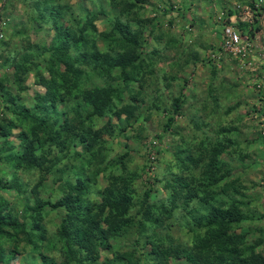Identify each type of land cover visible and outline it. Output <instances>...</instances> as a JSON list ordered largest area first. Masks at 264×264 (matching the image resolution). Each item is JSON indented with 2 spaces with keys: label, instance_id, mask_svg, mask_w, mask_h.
<instances>
[{
  "label": "rangeland",
  "instance_id": "1",
  "mask_svg": "<svg viewBox=\"0 0 264 264\" xmlns=\"http://www.w3.org/2000/svg\"><path fill=\"white\" fill-rule=\"evenodd\" d=\"M77 1L69 0V3L74 5ZM37 2L38 0H6V6L1 12L2 21L6 25L10 24V28L8 27V38L6 37L8 44L4 43L0 46V51L2 50L0 78L8 77L10 85L17 76V66L12 63L35 52L30 48H24L22 44L34 48L41 45L50 47L56 35V28L53 27L55 23H45L40 26L38 22L32 21L28 24L25 9H29ZM245 2L246 5L247 3L254 5L255 10H258L257 7L263 10L264 0H245ZM232 3L231 0H146L143 4L145 11L142 18L155 20L153 24H148L144 28V34H142L139 20L132 21L127 18L126 6L114 7L110 0H82L81 5L86 12H93V15L96 12L100 13L96 18L92 17L89 20L98 32L111 31V22L118 19L130 27V31L124 32L126 37L131 36L133 32L139 35L141 33V39L148 37L149 43L146 47L138 49L141 59L145 62L138 66L139 68L134 67V70L139 73L137 76L145 78V82H132L130 88L134 87L138 90L136 99L133 102L129 101L131 94L128 89L124 93V101L120 104L125 102L132 104L136 111L131 120H127L125 114L121 117L114 115L110 121L105 118L99 122V125H94L95 129L107 127L110 132L104 133L102 138L93 136L95 141L97 140L105 147V150L100 161L89 164L90 169L87 174L79 170L78 173L74 171L70 173L66 165L72 163L68 159L72 154L80 152L85 155L83 150L86 148H83L82 144L76 140L68 147L50 146L47 141V147L37 151L39 167L4 177L5 181L9 180L8 183L15 181L14 179L19 180L23 187L22 192L19 193L0 187L1 219L3 215L14 214L19 208L20 222H30L31 217L25 218L23 214L25 206H29L31 213V209H37L42 205L44 211L40 223L44 229L46 242L43 244L21 242L20 253L14 254L9 262L1 259L0 264H48L50 262L89 264L94 260L91 252L95 247L100 254L97 258L98 262L101 263L107 260V264H155L153 259L149 260L143 255L144 248L141 254L140 249L136 250L140 247L138 240L145 242L155 238L165 247L175 246L177 243L192 247L194 237L203 236L207 229L197 226L192 218L195 215L206 217L211 211V206L193 203L188 209L176 208L170 217H166L169 212L166 216L164 213L162 215L164 222L161 227L145 230L140 236L137 234L138 229L135 232L136 223L141 222L140 219L145 217L141 209L135 206L131 213L138 221L132 219L125 224L124 229L117 230L115 235L111 234L109 249H103L97 245L99 242L97 235L96 241L87 248L89 253L86 249L82 255L74 251L78 261L72 263L69 261L73 252L69 250V244L65 239L62 240L60 237L63 219L68 217V214L66 209L53 210V205L58 200L64 201L70 192V187L66 184L67 179L76 183V177L83 176V178L91 179L86 182L92 186L90 197L96 204L98 213L101 211L100 206H104L107 213L109 206L103 204L105 190L114 182L121 184L120 178L124 175L131 181V189L135 190L134 197H139L150 189V200L157 205L166 204L164 210H167L172 207L167 204L172 190L165 188L164 183L177 176L176 147L184 145L181 139L186 138L194 143L192 147L194 153L203 152L204 154L206 148L203 147V140L207 137H210L211 145L205 154L220 158L222 155L225 162L233 165L231 173L224 178V181L228 183L240 181L241 190L236 197L240 201L239 206L246 219L243 220L242 228L231 233L245 234L246 242L239 244L237 254L244 257L251 251L247 249L248 247L257 245L256 252L264 259V42L260 41V37L259 40L256 39L258 52L251 56L253 65L250 67L245 66L239 57L232 59L231 55L222 51L220 47L222 21L226 18L227 12L232 11L234 7ZM249 8L247 19L250 22L254 21L253 24H255L256 18L252 16L251 7ZM68 17L69 15L64 17V21ZM22 22H27L25 27L20 26L21 31H25L24 35L11 36L14 25ZM68 23V21L64 23L66 29L70 25ZM153 29L156 35L160 36L158 41H153L154 38L150 37V31ZM26 34L29 37L28 40ZM125 43L129 42L125 41ZM109 46L110 44L102 40L96 44L101 52ZM112 47L115 51L112 52L113 54L120 52L115 45ZM150 62L153 65L149 64ZM31 70L34 71L33 68ZM34 72L27 75L22 87L23 91L18 92L12 89L13 93L20 95L19 101L26 106L38 93L44 94L50 88L49 82L40 83ZM42 73L49 76L50 71L46 68ZM90 77L91 80L86 84L85 89L108 87L112 84L111 80L97 78L94 73ZM177 99L183 101L178 114L174 110ZM81 100L83 98H76L75 102L82 103ZM3 108H0V114ZM79 111L82 121L88 110L80 108ZM169 118H173V122L166 133L165 126ZM56 123L59 127L63 120ZM232 127H240L241 142L237 151L244 157L248 156L244 161H240L233 155V158L238 161L235 159L232 161L233 158L227 151L223 153V150L217 149V141L228 139L229 135L224 131ZM11 139L15 145L19 144L15 133ZM68 150H70L69 154H67ZM206 155L203 156L200 167L204 164ZM116 158H121V161H117L114 166L111 163L116 161ZM106 166L110 169H105ZM3 175L1 172L0 176ZM92 178L96 179L95 183ZM99 217H102L101 213ZM82 224H84L82 221L79 222L83 228ZM102 226L105 227V224L102 223ZM28 228H30L29 224ZM26 236L31 238L28 233ZM48 242L47 248L45 243L48 244ZM2 245L3 248L11 251L9 241L3 242ZM37 245L39 248L36 250ZM74 246L81 249L78 245L74 244ZM139 257L141 261H137ZM171 261L169 264H189L185 260Z\"/></svg>",
  "mask_w": 264,
  "mask_h": 264
},
{
  "label": "trees",
  "instance_id": "2",
  "mask_svg": "<svg viewBox=\"0 0 264 264\" xmlns=\"http://www.w3.org/2000/svg\"><path fill=\"white\" fill-rule=\"evenodd\" d=\"M110 1L117 8L126 6L127 18L132 21L139 20L142 34H144V28L148 24L154 23V18H142L145 11L143 4L146 0ZM81 2L82 0H78L74 5H71L69 0H38L35 5L25 9L28 24L32 21L38 22L40 26L45 23H55L53 27L56 28V35L50 47L41 45V47L34 48L23 43L24 48H30L35 52L12 63V65L17 66V76L11 85L8 77L0 78V108L4 107L2 114H0V173L4 174L0 176V187L5 190L22 192L23 185L19 180L14 179L15 181L8 183L9 180L5 181L4 177L14 176L19 172L39 167L37 151L47 147V141H49L50 146L68 147L76 140L82 144L83 148H86L83 150L85 155L80 152L72 154L68 158L72 163L66 165L70 173L72 171L78 173L79 170L87 174L90 169L89 164L100 161L99 159L102 158L105 150V147L97 140L95 141L93 136L102 138L104 133L110 132L107 127L95 129L94 125H99V122L105 118L110 121L114 115L121 117L125 114L127 120H131L134 116L136 110L134 111L135 108L131 106L132 104L129 105L126 102L120 104L124 101V93L128 89L131 94L129 101L133 102L136 99L138 90H135L134 87L133 89L130 88L132 82H145V78L137 76L139 73L134 70V67L145 62L141 59L138 49L143 46L146 47L149 43L148 37L141 39V33L139 35L136 32L126 37L124 32L130 31V27L118 19L111 22V31L98 32L89 20L92 17L96 18L100 13L96 12L93 15V12H86L82 8ZM244 4L246 5V2ZM247 5L256 13L254 5H249V3ZM141 10L143 11L139 14ZM133 12L135 13L133 14ZM256 14L257 23L250 25L247 22L245 27L250 29L249 35L257 36L255 40H259L260 37V41L264 42L262 17ZM67 15L69 17L64 21V17ZM2 16L3 14L0 13V19ZM66 21L70 23L67 29L64 25ZM26 23L14 25L11 36L24 35L25 31H21L20 26L25 27ZM238 26L242 28L244 25L241 23ZM8 27L10 28V24L0 27L3 33V37L0 38V46L7 43ZM26 37L28 40L27 34ZM150 37L154 38L153 41H158L160 36H157L153 29L150 31ZM100 40L110 44L102 52L96 47ZM125 41L129 43H125ZM112 45H115L120 52L113 54L112 48L114 47ZM1 53L2 50L0 51V60L2 59ZM7 62L11 63L10 60ZM149 64L153 65L151 62ZM32 68L35 72L31 70ZM46 68L50 71L49 76L43 75L44 73L41 74ZM32 72L35 73L40 83L49 82L50 88L44 94L38 93L29 103V108L19 101L20 95L13 93L12 89L18 90V92L23 91L24 82ZM93 73L96 74L97 78L111 80L112 84L108 87L85 89ZM115 82L120 83L115 84ZM76 98H83L81 100L83 102L76 103ZM177 100L174 104L176 114L179 113L178 110L183 103V101ZM80 108L88 110L82 121ZM61 119L63 123L57 127L58 123L56 122ZM172 122L173 118H169L165 126L166 133L171 128ZM224 132L228 133L229 138L219 139L216 143L217 149L223 150V153L227 151L230 157L233 155L240 161H244L248 156L244 157L241 152L237 151L241 142L240 127L227 128ZM14 133L19 142L18 145L12 142L13 139L11 138ZM181 140L184 145H178L175 151L177 176L164 183L165 188L172 190L167 203L172 207L167 210H164L166 204L157 205L150 200V189L143 195L134 197L133 192L135 190L131 189V181L128 177L121 175V184L118 185L116 182L113 185L110 184L103 196V204L109 206V212L106 213L104 206H100L101 211L98 213V208L90 197L92 186L87 183L91 179L83 178V176L82 178L76 177V183L70 179L66 180L70 192L64 201L58 200L53 205V210L66 209V214H68V217L63 219L60 237L62 240L65 239L66 243L69 244V250L73 252L69 262L75 261L74 263H76L78 261L75 258L77 255L75 252L79 255H82L85 249L88 252L87 248L96 241L97 235L99 238L97 245L103 249H109L111 234L115 235L117 230L124 229L128 221L137 220L135 215L133 214V216L131 213L135 206L141 209L142 215L145 217L140 219L141 222H134L136 223L135 232L138 229L137 234L140 236L145 230L161 227L164 222L162 219L164 213L166 216L169 212L166 217H170L176 208L188 209L191 204L198 203L202 206H211V211L206 217L193 216L192 220L197 226L207 229L203 236L194 237L192 247L181 245V243L165 247L157 239L150 238L145 242L138 240L137 243H140V247L136 250L140 249L141 254L144 248L143 255L149 260L153 259L155 264H169L172 262L171 260L175 259L185 260L189 264H264V259L256 252L257 245L248 247L247 249L251 251L248 255L244 254L246 255L244 257L237 254V247L246 242V235L231 233V231L242 228L246 216L240 209V201L236 197L240 194V181L231 183L224 181V178H227L228 174L231 173L233 165L225 162L222 155L220 158L215 157L216 155L205 154L211 145L210 137L203 140V147L206 148L204 154L203 152L201 154L194 153L192 150L194 143L189 139L182 138ZM69 153L70 150L67 154ZM204 155H206V163L204 162L200 167L199 164ZM117 161H121V158H116V161L111 164L115 166ZM106 168L110 169L107 166ZM92 179L95 183L96 179ZM0 201L2 202V199ZM177 201L180 204L176 203ZM41 207L42 205L37 209H31V213L28 205L23 209L25 218L31 217V221H27L30 228L26 222H20L19 208L14 214L3 215L2 219L0 217V260L5 259L9 262L14 254H19L21 242L34 244L46 242L44 229L40 223L44 211V207L42 209ZM100 213L102 217L98 218ZM81 221L84 223L82 224L83 228L79 225ZM102 223L105 224V227L102 226ZM27 233L30 234L31 238H26ZM147 237H150L149 234ZM7 241L11 243V251L3 248L2 243ZM74 244L80 246L81 249H77ZM47 245L49 246V242L48 244L45 243L46 247ZM258 245L260 244L258 243ZM38 248L37 245L35 249ZM91 254L94 260L89 264H107V260L103 263L98 262L99 251L96 247ZM45 259L48 261L46 257ZM130 259L132 260V257ZM139 260L141 261V257L137 259V261ZM81 261L83 262V260H79V262ZM48 264L58 263L50 262Z\"/></svg>",
  "mask_w": 264,
  "mask_h": 264
},
{
  "label": "built area",
  "instance_id": "3",
  "mask_svg": "<svg viewBox=\"0 0 264 264\" xmlns=\"http://www.w3.org/2000/svg\"><path fill=\"white\" fill-rule=\"evenodd\" d=\"M231 1L233 2L232 6L234 7L232 8V13H230L231 11L227 12L226 18H224V20L222 21V43L220 47L224 53L231 55L232 59H234L233 57H239L240 61L243 62L245 66L250 67L253 65V60L251 56L258 52L256 50V47L258 46L255 42V37L257 36L254 37L249 35L248 33L250 29L245 27V25L247 24V22L252 25L254 21L250 22L247 19V15H249L250 8L244 4L245 0ZM5 6L6 0H0V13L3 11ZM257 9V14L253 12V9H251V12L253 14L252 16L255 17L256 14L262 17L261 25L263 27L264 5L263 10L258 7ZM241 23L244 25L242 28L238 26ZM4 25V22L2 21V19H0V27ZM2 37L3 33L0 30V38Z\"/></svg>",
  "mask_w": 264,
  "mask_h": 264
}]
</instances>
